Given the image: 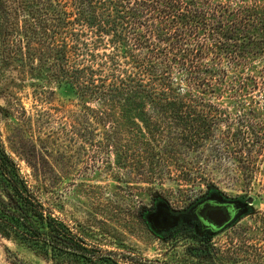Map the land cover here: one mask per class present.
Returning a JSON list of instances; mask_svg holds the SVG:
<instances>
[{
	"label": "trees",
	"instance_id": "obj_1",
	"mask_svg": "<svg viewBox=\"0 0 264 264\" xmlns=\"http://www.w3.org/2000/svg\"><path fill=\"white\" fill-rule=\"evenodd\" d=\"M0 44L3 67L18 60L39 86L68 90L84 143L104 130L99 145L127 147L117 156L145 182L189 153L196 166L235 160L249 182L264 161V0H0ZM0 237L58 264H152L87 248L1 142ZM182 257L219 264L205 238Z\"/></svg>",
	"mask_w": 264,
	"mask_h": 264
},
{
	"label": "rangeland",
	"instance_id": "obj_2",
	"mask_svg": "<svg viewBox=\"0 0 264 264\" xmlns=\"http://www.w3.org/2000/svg\"><path fill=\"white\" fill-rule=\"evenodd\" d=\"M2 64L0 44V142L44 209L87 248L152 264H181L184 248L206 238L219 264H264V161L249 182L235 160L196 166L189 153L181 158L184 168L171 162L162 179L145 182L142 165L117 156L127 147L99 145L104 130L84 143L68 90L39 86L18 60ZM220 103L231 102L223 95ZM207 197L236 202L241 210L223 229L199 237L183 215ZM159 214L172 219L160 226L154 221ZM57 262L51 254L0 237V264Z\"/></svg>",
	"mask_w": 264,
	"mask_h": 264
},
{
	"label": "flooded vegetation",
	"instance_id": "obj_3",
	"mask_svg": "<svg viewBox=\"0 0 264 264\" xmlns=\"http://www.w3.org/2000/svg\"><path fill=\"white\" fill-rule=\"evenodd\" d=\"M207 205V208H211L212 210L216 207H221L224 210H227L229 212V223L235 218V216L238 215L239 211L241 210V207L239 206L238 203L236 202H230L227 200H223L217 197H207L206 199L200 201L196 205H194L187 213L185 216V219L188 221V226H190L194 231L193 233L198 235L199 237H203L205 233L208 234H213L219 230H215L213 227L206 225L205 222L201 219L200 216H198V210L201 208L203 205ZM163 214V213H161ZM165 216L168 221L172 219L170 215H163ZM179 218L180 215H178ZM206 239V238H205Z\"/></svg>",
	"mask_w": 264,
	"mask_h": 264
},
{
	"label": "water",
	"instance_id": "obj_4",
	"mask_svg": "<svg viewBox=\"0 0 264 264\" xmlns=\"http://www.w3.org/2000/svg\"><path fill=\"white\" fill-rule=\"evenodd\" d=\"M247 202L252 203V199L249 198ZM206 206V204L201 206L197 213L206 225L213 227L215 230H219L229 224V212L227 210L221 207H216L212 210ZM154 221L160 226L167 222L166 217L160 214L154 218Z\"/></svg>",
	"mask_w": 264,
	"mask_h": 264
}]
</instances>
